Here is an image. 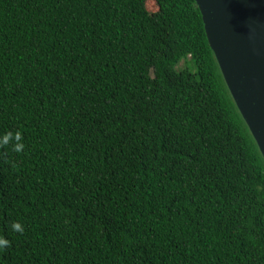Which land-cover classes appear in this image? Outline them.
Here are the masks:
<instances>
[{"label": "trees", "instance_id": "trees-1", "mask_svg": "<svg viewBox=\"0 0 264 264\" xmlns=\"http://www.w3.org/2000/svg\"><path fill=\"white\" fill-rule=\"evenodd\" d=\"M17 131L0 264H264V159L194 0H0Z\"/></svg>", "mask_w": 264, "mask_h": 264}, {"label": "water", "instance_id": "water-1", "mask_svg": "<svg viewBox=\"0 0 264 264\" xmlns=\"http://www.w3.org/2000/svg\"><path fill=\"white\" fill-rule=\"evenodd\" d=\"M226 86L264 159V0H194Z\"/></svg>", "mask_w": 264, "mask_h": 264}, {"label": "clouds", "instance_id": "clouds-1", "mask_svg": "<svg viewBox=\"0 0 264 264\" xmlns=\"http://www.w3.org/2000/svg\"><path fill=\"white\" fill-rule=\"evenodd\" d=\"M12 146V151L16 153H22L24 150L23 134L17 131L15 134L9 132L0 136V147ZM11 229L14 232L23 233L24 228L19 222H14L11 225ZM10 245V241L0 236V252L4 251Z\"/></svg>", "mask_w": 264, "mask_h": 264}, {"label": "rangeland", "instance_id": "rangeland-1", "mask_svg": "<svg viewBox=\"0 0 264 264\" xmlns=\"http://www.w3.org/2000/svg\"><path fill=\"white\" fill-rule=\"evenodd\" d=\"M149 9H152V11H155L154 5L150 4V6L148 7Z\"/></svg>", "mask_w": 264, "mask_h": 264}]
</instances>
